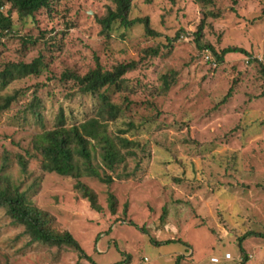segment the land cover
<instances>
[{"label": "rangeland", "instance_id": "rangeland-1", "mask_svg": "<svg viewBox=\"0 0 264 264\" xmlns=\"http://www.w3.org/2000/svg\"><path fill=\"white\" fill-rule=\"evenodd\" d=\"M112 5L52 0L33 16L9 12L14 31L0 46V68L37 57L48 65L0 89V97L19 92L0 110V174L50 213L54 230L69 231L86 256L69 246L29 244L25 227L0 206V264H113L126 258L127 264H175L177 257L181 264H213L212 256L226 252L233 255L229 264H264L263 238L242 242L248 261L238 244L248 230L264 232V0H132L130 17H148L157 36L146 34L140 22L129 28L115 23L104 32L99 19ZM204 44L217 52L241 46L251 55L228 53L217 63ZM148 47L157 54L147 53ZM132 60L137 67L124 76L128 90L111 91L124 111L109 128L117 132L134 121L132 132L145 148L115 172L126 165L130 177L111 184L81 179L97 193L99 213L75 188L76 178L42 169L32 139L53 126L60 110L70 123L98 111L97 99L81 94L64 72L84 74L97 63L110 69ZM35 98L42 118L30 108ZM109 192L117 198L115 213ZM168 239L173 241L162 243Z\"/></svg>", "mask_w": 264, "mask_h": 264}, {"label": "trees", "instance_id": "trees-1", "mask_svg": "<svg viewBox=\"0 0 264 264\" xmlns=\"http://www.w3.org/2000/svg\"><path fill=\"white\" fill-rule=\"evenodd\" d=\"M52 0H0V46L4 44L7 33L14 31L12 15L10 10L18 13L20 18L33 16L39 10L50 6ZM174 1V0H171ZM202 5H210L213 0H197ZM113 5L107 8L106 14L99 19L102 30L107 34L113 29L115 23L125 28L132 27L137 22L145 24L146 34L157 36L149 23L148 17L131 18L132 0H112ZM7 8V9H6ZM215 15V13H213ZM196 34V41L199 43L201 31ZM199 45V44H198ZM203 48L210 49L216 57V62L225 60L228 53H251L241 46H228L217 52L211 44H204ZM147 53L157 54L158 50L148 47ZM48 63L42 57L32 61H9L3 68H0V89H5L14 80L35 74L39 75ZM137 67L135 61L121 62L110 69H105L99 63L84 74L64 72V78L73 81L78 91L83 95H91L99 102V108L95 116H90L84 121L70 123L63 110H60L55 117L54 124L50 128H43L36 133L32 139L34 150L41 156V167L47 172H55L62 176H71L77 179L75 188L90 202V206L97 212H102L97 193L81 179L83 177L97 178L103 183L111 184L115 178L130 177L134 173L125 170L122 173H115L118 167L128 159L138 156L140 150H144L141 143L133 134L136 127L134 121H128L126 127L118 128L113 132L109 128L110 122H115L123 114V104L115 103L111 96L115 92L128 90L125 74ZM164 88L171 86L168 77L163 76ZM231 90L225 98L231 95ZM111 91L113 93H111ZM19 92H7L0 97V110L9 108L18 99ZM38 98L30 102L32 112L39 118L41 113L37 109ZM36 102V103H34ZM131 102L126 105H130ZM98 152L101 163H96ZM19 163L23 170L27 167V160L19 155ZM110 170L111 172H109ZM108 205L112 213L116 212L117 198L114 193H108ZM0 206L6 209L7 215L16 224L25 227V232L30 236L29 244L36 242L52 246H69L76 249L79 255L84 257L85 251L79 241L69 231H57L51 227L53 221L49 212L43 211L28 200L26 191H20V187L12 183L6 174H0ZM143 230L144 227H142ZM249 237H260L264 239L263 231L248 230L239 237V249L246 261L248 255L243 246V241ZM99 236H97V239ZM173 240H165L162 243H170ZM157 243V244H162ZM123 254L125 252L123 251ZM88 259H91L89 256ZM92 260V259H91ZM182 257H177L175 264H181ZM96 264L95 261H92ZM127 264L126 259L113 264ZM229 264V263H226Z\"/></svg>", "mask_w": 264, "mask_h": 264}, {"label": "built area", "instance_id": "built-area-1", "mask_svg": "<svg viewBox=\"0 0 264 264\" xmlns=\"http://www.w3.org/2000/svg\"><path fill=\"white\" fill-rule=\"evenodd\" d=\"M210 260L213 264H222L233 260V255L230 252H226L222 255V257L212 256Z\"/></svg>", "mask_w": 264, "mask_h": 264}, {"label": "clouds", "instance_id": "clouds-1", "mask_svg": "<svg viewBox=\"0 0 264 264\" xmlns=\"http://www.w3.org/2000/svg\"><path fill=\"white\" fill-rule=\"evenodd\" d=\"M222 257V256H221ZM232 261V260H231ZM230 261H228V262H225V263H222V264H226V263H229Z\"/></svg>", "mask_w": 264, "mask_h": 264}]
</instances>
